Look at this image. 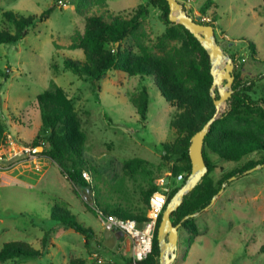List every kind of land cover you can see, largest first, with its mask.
<instances>
[{"label":"rangeland","instance_id":"1","mask_svg":"<svg viewBox=\"0 0 264 264\" xmlns=\"http://www.w3.org/2000/svg\"><path fill=\"white\" fill-rule=\"evenodd\" d=\"M179 1L194 16L211 14L217 41L236 63L237 80L264 75V0ZM139 6L148 12L122 44L137 51L139 42L161 55L176 41L157 44L166 23L150 0H71L66 5L57 0H0V28L11 32L13 23L4 10L27 15L49 9L48 16L37 19L16 42L0 43V120L5 124L0 143V248L5 241L19 240L44 251L37 257L18 256L0 264H69L75 257L84 264H135L130 258L132 243L125 234L121 232L120 238L112 234L109 239L104 235L98 205L121 202L131 209L146 208L143 191L151 179L163 176L166 183L180 182L170 175L174 159L162 158L160 144L176 135L170 126L175 107L161 95L152 77L107 69L94 85L63 61L64 56L85 58L84 51L71 43L84 30L86 15L130 16ZM201 7L206 12L201 13ZM248 40L255 45L254 55ZM193 56L197 57L195 52ZM52 81L73 104L86 134L84 156L93 166L87 164L84 169L89 186L71 182L45 153L42 139L38 145L33 143L40 124L36 96ZM143 86L149 95L144 119L131 100ZM250 94L262 103L264 77L255 81ZM226 106L227 101L219 114ZM244 116L232 118L228 125L255 129L264 137V117L259 112ZM261 156L256 151L228 161L211 153L213 181L248 158ZM137 157L148 161L153 169L150 175L127 169L125 161ZM54 204L94 230L90 243L80 232L49 218ZM193 216L194 231L179 225L172 264H264V165L231 177L215 200Z\"/></svg>","mask_w":264,"mask_h":264},{"label":"trees","instance_id":"2","mask_svg":"<svg viewBox=\"0 0 264 264\" xmlns=\"http://www.w3.org/2000/svg\"><path fill=\"white\" fill-rule=\"evenodd\" d=\"M150 2L160 8V16L166 23L164 31L158 36L157 44L165 45L168 41H176L164 48L161 55L150 52L147 45L139 42L137 51L122 44L123 39L137 28L140 18L148 12L145 6H139L130 16L113 14L108 11L106 15L102 12L86 15L84 30L71 43L73 48H81L84 51L85 58L64 56L63 61L67 68L78 76L89 79L94 85L107 69H115L128 75L152 77L161 95L175 107L170 126L175 129L176 135L172 140L160 143L161 156L164 159H174L170 166V175L174 178L176 174L182 173V179L179 183L168 180V201L190 172L191 162L188 154L190 138L213 114L215 107L209 90L212 75L206 50L187 28L168 19L169 8L166 0H150ZM186 9L191 14L189 8ZM48 12L49 9H45L40 14L23 15L12 10H4L2 13L13 23L14 31L0 28V43L16 42L26 34L28 27L37 19L46 18ZM200 12L204 13L205 8H201ZM109 44L112 46L109 47ZM247 45L251 55L256 54L253 42L248 40ZM193 52L197 57L193 56ZM235 74L233 70L232 91L227 98V106L211 122L203 138L202 152L207 170L200 181L184 194L178 207L171 212L173 224L179 223L181 226L190 228L191 231L195 230L194 216L183 218L186 214L204 210L209 205L211 197L221 187L222 182H228L232 175L238 177L256 163L264 162V137L255 129H242L228 125L232 118H245L244 115L255 112H259L264 117V99H260L262 101L260 103L250 94L255 81L264 75L260 74L254 79L241 81L236 79ZM217 96L216 91L215 97ZM148 97L147 87L143 86L139 93L131 99L142 119L146 117ZM36 101L40 124L33 143L38 145L40 144L39 139H42L46 144L45 153L60 165L65 176L81 187L89 186L82 171L87 164L88 167L93 166L84 156L86 134L73 104L62 87L53 81L49 88L37 94ZM4 135L5 124L0 120V143ZM256 151L262 153L260 159L250 157L222 174L216 183L213 181L211 171L214 163L211 153L217 154L224 160L238 161L243 156ZM178 160L180 162H177ZM125 166L129 171L139 169L149 175L153 171L148 167V161L140 157L128 159L125 161ZM157 189H160V185L151 179L150 185L143 191L146 208L131 209L121 202H115L113 205H98V208L104 212H112L141 221L146 218L149 195ZM49 218L55 223L71 227L83 234L85 243H90L95 236L94 230L79 221L76 214L66 208L61 209L56 204ZM160 218L161 214L155 228L152 252L146 258L136 261L135 264H159L156 234ZM43 239L44 243L46 236ZM43 252L27 242L9 240L5 241L0 248V262H6L18 256L37 257ZM69 264H84V261L82 258L75 257Z\"/></svg>","mask_w":264,"mask_h":264},{"label":"water","instance_id":"3","mask_svg":"<svg viewBox=\"0 0 264 264\" xmlns=\"http://www.w3.org/2000/svg\"><path fill=\"white\" fill-rule=\"evenodd\" d=\"M168 4V19L170 21L180 23L187 28L200 42L206 50L210 61V73L212 81L209 87L210 94L213 97L215 110L213 114L205 121L201 128L194 132L190 138L188 154L191 162V169L184 182L173 193L166 202L164 209L161 212V218L157 226V243L159 249V264H172L176 256L178 227L179 223L173 224L171 212L175 210L181 203L184 194L189 192L201 179L207 170V165L204 161L202 146L203 138L211 124V122L219 115V110L223 104H226L227 98L232 91L234 59L233 56L227 53L219 44L214 33V27L211 23H204L198 20L197 16H192L185 5L179 0H166ZM218 96L215 97L216 91ZM264 165L257 163L254 166L246 169L245 172L251 171L257 167ZM232 178L235 175L231 176ZM231 177L229 179H231ZM226 181L222 182L221 187L211 197V204L216 195L223 189ZM207 207V206H206ZM197 211L186 214L183 218L193 216ZM112 231H104V235L111 234Z\"/></svg>","mask_w":264,"mask_h":264},{"label":"built area","instance_id":"4","mask_svg":"<svg viewBox=\"0 0 264 264\" xmlns=\"http://www.w3.org/2000/svg\"><path fill=\"white\" fill-rule=\"evenodd\" d=\"M57 1L59 4L66 5L71 0ZM192 16L194 15L192 14ZM197 17L201 22H212L211 17L208 15L199 14ZM82 174L86 178L87 172L85 170L82 171ZM174 178L176 181H180L182 173L176 174ZM156 181L160 185V189L152 191L149 195L145 219L138 221L135 218L119 216L112 212L99 211V218L104 231H120L132 241L131 259L134 263L146 258L152 252L157 220L167 201L169 186L165 177L161 176Z\"/></svg>","mask_w":264,"mask_h":264},{"label":"crops","instance_id":"5","mask_svg":"<svg viewBox=\"0 0 264 264\" xmlns=\"http://www.w3.org/2000/svg\"><path fill=\"white\" fill-rule=\"evenodd\" d=\"M202 8V7H201ZM206 12V11H205ZM208 15H211V14H209L208 12H206ZM112 234H114V236L116 237V238H120V236H122L123 234L119 231H113L111 234H108L106 237L109 239L110 238V236L112 235ZM189 238L191 239L192 237H188V240L187 241H189ZM197 237H194V239H196ZM131 241V240H130ZM190 242V241H189ZM188 242V246H190L191 244V242L189 243ZM193 242V241H192ZM131 243H132V241H131ZM186 252H187V250H186ZM132 253V252H131ZM183 257V259H186V255L184 254V256H182ZM131 258V257H130Z\"/></svg>","mask_w":264,"mask_h":264},{"label":"flooded vegetation","instance_id":"6","mask_svg":"<svg viewBox=\"0 0 264 264\" xmlns=\"http://www.w3.org/2000/svg\"><path fill=\"white\" fill-rule=\"evenodd\" d=\"M179 228V227H178Z\"/></svg>","mask_w":264,"mask_h":264}]
</instances>
